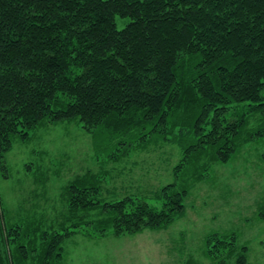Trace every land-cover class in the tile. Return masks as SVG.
<instances>
[{"label":"trees","instance_id":"obj_1","mask_svg":"<svg viewBox=\"0 0 264 264\" xmlns=\"http://www.w3.org/2000/svg\"><path fill=\"white\" fill-rule=\"evenodd\" d=\"M117 17L129 19L120 30ZM242 103H251L246 112L229 114ZM261 107L264 0H0L1 170L15 138L27 143L33 130L75 120L105 162L150 142L182 150L173 181L153 194L160 209L135 195L103 198L105 171L68 182L49 229L29 218L11 224L0 200V264H60L77 234L168 227L210 168L200 161L227 163ZM206 246L218 264L246 263L234 235L213 234Z\"/></svg>","mask_w":264,"mask_h":264},{"label":"rangeland","instance_id":"obj_2","mask_svg":"<svg viewBox=\"0 0 264 264\" xmlns=\"http://www.w3.org/2000/svg\"><path fill=\"white\" fill-rule=\"evenodd\" d=\"M128 22L117 17V29ZM248 105L233 104L229 114L245 111ZM258 131L264 134L261 111L248 117L237 151L227 163L200 161L210 168L194 182L184 212L168 227L121 237L77 234L64 242L60 264H218L217 257L207 256L206 240L213 234L234 235L238 246L248 248L245 264H264V135ZM30 136L27 143L15 138L5 154L0 200L11 224L29 218L35 228L56 225L63 212L62 190L89 171L107 172L106 200L135 195L160 209L153 194L173 181V169L182 159L181 148L166 141L138 144L126 158L105 162L104 157H95L91 136L76 120L40 127ZM196 162L192 168H199ZM224 264L236 263L230 258Z\"/></svg>","mask_w":264,"mask_h":264}]
</instances>
